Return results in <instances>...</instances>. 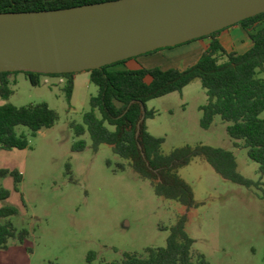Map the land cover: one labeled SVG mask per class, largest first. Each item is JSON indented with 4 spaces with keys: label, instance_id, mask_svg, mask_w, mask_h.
<instances>
[{
    "label": "rangeland",
    "instance_id": "obj_1",
    "mask_svg": "<svg viewBox=\"0 0 264 264\" xmlns=\"http://www.w3.org/2000/svg\"><path fill=\"white\" fill-rule=\"evenodd\" d=\"M184 49L132 59L125 70L185 68L191 63L183 61L188 57ZM120 66L124 67H116ZM77 75L70 103L59 79L41 77L40 85L33 87L22 74L17 75L9 100L0 99V106L46 104L58 115L52 128L34 137L29 129L16 128L27 138L26 149L0 150V171L17 170L22 175L17 190L11 176L0 177V187L9 192L6 200H0V209L15 208L17 214L7 220L17 231L29 233L23 243L8 241L0 250V264L121 263L124 253L146 256L148 248L165 247L169 228L183 215L185 230L194 240L193 251L209 264H264V175L240 142L229 138L227 123L215 118L208 130L200 128L199 109L207 102L200 82L147 102V110L155 113L146 120L149 134L164 140L165 155L197 145L232 152L238 173L255 186L233 184L216 174L203 157L193 158L178 170L193 192L195 206L187 210L157 197L151 183L140 179L109 146L101 145L94 152L87 133L80 138L86 149L71 151L79 139L70 125H83L90 98L97 94L87 72ZM257 77L264 78V71ZM118 164H124L125 170L115 172Z\"/></svg>",
    "mask_w": 264,
    "mask_h": 264
},
{
    "label": "trees",
    "instance_id": "obj_2",
    "mask_svg": "<svg viewBox=\"0 0 264 264\" xmlns=\"http://www.w3.org/2000/svg\"><path fill=\"white\" fill-rule=\"evenodd\" d=\"M108 1L115 0H0V14L53 11ZM234 26L243 29L252 43V47L241 55L227 52L220 44L217 37L226 28L196 39H210V43L197 63L184 70H115L116 66L136 57L88 71L89 81L97 88V94L90 98V111L83 115V125H70L74 136L79 139L73 143L71 151L81 153L86 149V142L80 138L87 133L94 152L101 145L109 146L116 156L129 163L140 179L151 183L157 197L174 201L187 210L195 206L193 192L178 175V170L193 158L203 157L216 174L233 184L246 188L255 186L238 173L232 152L197 145L177 148L165 155L161 151L164 140L150 135L146 126V120L155 115L154 111L147 110V102L180 93L198 80L207 98L206 104L199 109L200 128L208 130L215 118L227 123L229 138L240 142L248 158L259 166V174L264 175V78L257 77V72L264 71V13ZM172 48L158 49L142 56ZM19 74L24 75L33 87L40 85L41 77L62 79V92L70 103L75 73H0L2 101L7 102L13 95L15 81L9 77ZM57 121V113L46 104L15 107L4 103L0 106V150H24L28 147L26 136L19 135L17 127L29 129L34 137L39 131L52 128ZM235 146L239 144L235 143ZM107 166H111L110 161H107ZM67 170L70 173L69 167ZM124 170L125 165L118 164L115 172ZM5 176L13 178L17 190L22 175L17 170L0 171V177ZM8 197L9 192L0 187V200ZM16 214L13 207L0 209V250L6 249L10 239L23 243L29 235L26 230L17 231L7 220ZM186 222L183 215L169 228L165 247L148 248L146 256L124 253L121 263L117 264H209L204 256L193 251L194 240L185 230Z\"/></svg>",
    "mask_w": 264,
    "mask_h": 264
},
{
    "label": "water",
    "instance_id": "obj_3",
    "mask_svg": "<svg viewBox=\"0 0 264 264\" xmlns=\"http://www.w3.org/2000/svg\"><path fill=\"white\" fill-rule=\"evenodd\" d=\"M264 13V0H115L0 14V73L77 74L172 48Z\"/></svg>",
    "mask_w": 264,
    "mask_h": 264
},
{
    "label": "crops",
    "instance_id": "obj_4",
    "mask_svg": "<svg viewBox=\"0 0 264 264\" xmlns=\"http://www.w3.org/2000/svg\"><path fill=\"white\" fill-rule=\"evenodd\" d=\"M220 44L222 47L227 51V52H234L236 54H244L247 52L251 47L252 43L248 37V35L244 32L243 29H241L238 26H232L224 30L219 34L217 37ZM210 43V39H203V40H196L193 42H190L189 44H185L176 48H185L184 53L187 55V58H184L183 61L189 59L190 66H193L194 64L197 63V61L200 59L202 54L205 52L207 49L208 45ZM174 49V48H172ZM171 50V49H170ZM137 61V60H136ZM133 61V62H136ZM130 63L124 64V67H116L115 70H125L126 67H128ZM190 66H186L185 68H174V69H179V70H184ZM172 68H167V69H162V70H168ZM136 69H132L131 71H134ZM88 74V79H89V73ZM79 75L74 76V90L76 88V80ZM17 76H10L9 79L11 81H16ZM60 83H62V79H59ZM73 90V91H74Z\"/></svg>",
    "mask_w": 264,
    "mask_h": 264
}]
</instances>
